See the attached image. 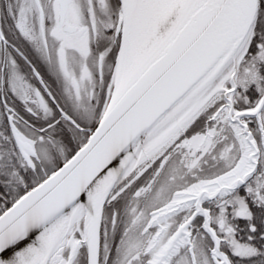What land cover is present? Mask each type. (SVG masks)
I'll list each match as a JSON object with an SVG mask.
<instances>
[{
  "label": "snow or ice",
  "instance_id": "6c2138e0",
  "mask_svg": "<svg viewBox=\"0 0 264 264\" xmlns=\"http://www.w3.org/2000/svg\"><path fill=\"white\" fill-rule=\"evenodd\" d=\"M0 264H264V0H0Z\"/></svg>",
  "mask_w": 264,
  "mask_h": 264
}]
</instances>
